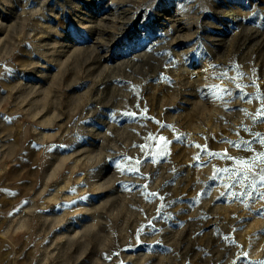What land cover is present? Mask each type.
<instances>
[{
	"label": "rangeland",
	"instance_id": "obj_1",
	"mask_svg": "<svg viewBox=\"0 0 264 264\" xmlns=\"http://www.w3.org/2000/svg\"><path fill=\"white\" fill-rule=\"evenodd\" d=\"M260 169L264 0H0V264H264Z\"/></svg>",
	"mask_w": 264,
	"mask_h": 264
},
{
	"label": "snow or ice",
	"instance_id": "obj_2",
	"mask_svg": "<svg viewBox=\"0 0 264 264\" xmlns=\"http://www.w3.org/2000/svg\"><path fill=\"white\" fill-rule=\"evenodd\" d=\"M241 91H242L241 89H239V88L237 89L235 99L241 98ZM245 95H247V94H245ZM230 111H243V110L242 109H230ZM249 143H251V142H249ZM259 171H264V169H260ZM239 175L242 177L243 180H246L249 173H240ZM251 175H253V177H255L256 173H251ZM236 183H241V181L238 180ZM261 185H264V177H261ZM241 186L252 187L253 185H251V184L243 185L242 184ZM241 195H243V193H241ZM258 199H264V195H262L261 197H258ZM261 212H264V209H262ZM257 214L259 215L260 213H257ZM244 258H246V257H244Z\"/></svg>",
	"mask_w": 264,
	"mask_h": 264
}]
</instances>
